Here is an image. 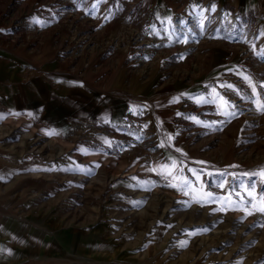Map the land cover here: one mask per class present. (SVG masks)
<instances>
[{
	"label": "rangeland",
	"instance_id": "374dc122",
	"mask_svg": "<svg viewBox=\"0 0 264 264\" xmlns=\"http://www.w3.org/2000/svg\"><path fill=\"white\" fill-rule=\"evenodd\" d=\"M257 102L264 0H0L3 264H264Z\"/></svg>",
	"mask_w": 264,
	"mask_h": 264
},
{
	"label": "snow or ice",
	"instance_id": "6c2138e0",
	"mask_svg": "<svg viewBox=\"0 0 264 264\" xmlns=\"http://www.w3.org/2000/svg\"><path fill=\"white\" fill-rule=\"evenodd\" d=\"M214 8H215V6L213 5V9ZM33 19H36V18H33ZM241 75H243V74H241ZM244 79L248 80L250 84L252 83L250 77H248L247 75H244ZM228 86L229 87H234V85H228ZM252 90H253V92L256 91L255 85L252 86ZM193 99H196L197 103L205 102L202 98H195L194 97ZM218 99H219V101L222 102V104L220 106L224 107L225 111H227V107H230L229 102L226 101L223 96H218ZM257 107L260 108L261 110H264V105H262L260 102H257ZM177 115H180V113H177ZM190 118L195 120L197 123H203L197 117L193 116V117H190ZM169 138L171 139V136ZM104 143L105 144H109V146H111V141L109 139H107V138L104 139ZM177 151H182V150L177 149ZM161 167L167 169L168 170V174L171 175L172 174V169L176 168L177 164H176V161L173 160L171 165H162ZM153 171H156V169L154 168ZM261 174L264 175V170H262ZM173 186H176V185H173ZM188 187L189 186L187 185V183H185V185L181 188V190L183 191L185 188H188ZM212 195L213 194L211 192L203 193V197H206V198H211ZM203 197H202V199H203ZM260 210L264 211V204H262ZM245 211H247V209H245ZM9 251H11V250H9Z\"/></svg>",
	"mask_w": 264,
	"mask_h": 264
},
{
	"label": "crops",
	"instance_id": "0c3cea01",
	"mask_svg": "<svg viewBox=\"0 0 264 264\" xmlns=\"http://www.w3.org/2000/svg\"><path fill=\"white\" fill-rule=\"evenodd\" d=\"M8 231L10 232L11 230L8 229ZM0 235H1V232H0ZM0 248H1V243H0ZM0 264H3V254H2V251H0Z\"/></svg>",
	"mask_w": 264,
	"mask_h": 264
}]
</instances>
